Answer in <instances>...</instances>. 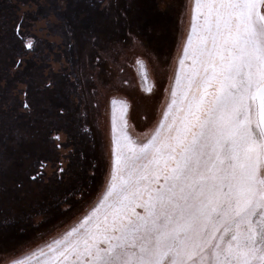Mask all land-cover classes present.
Masks as SVG:
<instances>
[{
    "label": "snow or ice",
    "instance_id": "1",
    "mask_svg": "<svg viewBox=\"0 0 264 264\" xmlns=\"http://www.w3.org/2000/svg\"><path fill=\"white\" fill-rule=\"evenodd\" d=\"M178 63L146 142L114 109L111 179L91 214L15 264H264V0H194Z\"/></svg>",
    "mask_w": 264,
    "mask_h": 264
},
{
    "label": "rangeland",
    "instance_id": "2",
    "mask_svg": "<svg viewBox=\"0 0 264 264\" xmlns=\"http://www.w3.org/2000/svg\"><path fill=\"white\" fill-rule=\"evenodd\" d=\"M25 1L26 3L22 4V9H28L29 2H31L30 0ZM53 1L63 4L64 7L61 9H35V16L41 17L37 20V27L35 26L38 39L39 41L44 38L53 40L58 37L52 32L47 35V29L40 28L42 18L60 17L68 20V38L65 47L67 50L69 49L68 52L70 51L69 54L72 58H68L69 55L59 54L55 57L52 55L53 60L48 61L52 67H44L42 72L34 73L39 78L35 81L39 86L35 91L38 94L36 100L42 104V99L45 96L43 88H50L48 84H54V81L61 82V86L68 90V94L74 99L77 98V94L84 93V98L91 107L90 113L93 114L90 122L94 132L90 138L95 144L94 154H96L99 166L98 173H96L98 175L93 186L88 188L83 185L81 192H73L74 195L64 201L61 200V197L53 199L54 205L50 207L45 197L38 194L42 197L37 203L38 206L35 205L33 209L24 211L20 200H18L19 202L6 203L9 192L2 193L0 197L3 199L4 205L9 204L11 207H6L11 209H13V205L17 206L20 211L16 215L0 214V264H15L19 260H30L33 254H35V258H40L39 252L41 250L46 252V245L61 238L73 227H78L84 221L85 216L91 214L92 209L103 198L111 179L114 109L121 103L127 106L126 131L135 142H146L150 138L163 119V112L171 101V88L174 84L175 74L179 71L178 61L191 31V6L194 4V0ZM19 13L21 12L19 11ZM2 16L0 14V18ZM11 28V33L14 34V25ZM93 36L95 39L92 38ZM4 43L5 38H0V47H4ZM41 45L38 46V50ZM28 55L30 62L25 64L22 71H27L29 66L33 68V62L38 61L36 59L38 56L34 51ZM16 60L15 56L13 61ZM10 66L14 68L13 62ZM78 66L80 67V81L83 84L82 89H75V86H79L77 81L79 78L74 75L63 73L66 78L61 77L62 70L66 67L67 70L70 68L76 73ZM50 69L57 72L58 79L48 73ZM27 76L29 79L25 78ZM20 80L15 81L17 83L15 90L19 110L26 111L23 107L25 99L28 104H31L32 99L25 93L28 92L31 95L32 90L27 86V83L32 79L30 75H24L20 77ZM56 85L57 83L52 85L51 94L54 97ZM48 102L50 101L48 100ZM31 106L33 107V104ZM33 132L36 134L37 128H34ZM0 135L7 139L10 137L6 134ZM18 136L17 134L14 140L10 139L6 142L17 145L19 139L26 141L32 138ZM41 139L44 141L45 137H41ZM70 140L64 131L61 132L60 141L52 138L53 147L56 149H58L56 145L59 142L65 143V147L58 149L61 151L59 160L54 163L50 162L46 167V174L42 175L43 183H49V178L52 175L53 179L50 182L55 184L52 188L54 186L60 188L63 182H67V179L64 178L68 174L66 171L62 173L58 170L61 167L58 162L63 161V167L67 168L68 160L63 156L68 152V149L73 148L72 144L67 143ZM39 141L41 142V140ZM15 151L17 152L14 150L11 155L7 153L8 150L0 159V165H3L0 174L4 175L6 172L8 178L16 176L13 173L16 167L13 163ZM8 167L13 170L7 172L9 171ZM39 167V165L36 166V171ZM32 172H26V175L30 176ZM90 172L93 173V170ZM60 174L63 175V178ZM65 174L67 175L64 176ZM82 180L85 181V178ZM83 181L80 182L83 184ZM17 183H22V181L14 179L12 186L19 188H16L19 195L29 194L33 184H28L25 181L24 185L17 186ZM159 183L163 184L162 176ZM37 186L33 187L37 188ZM39 205L42 208H39ZM134 210L136 212L143 211L138 206Z\"/></svg>",
    "mask_w": 264,
    "mask_h": 264
},
{
    "label": "flooded vegetation",
    "instance_id": "3",
    "mask_svg": "<svg viewBox=\"0 0 264 264\" xmlns=\"http://www.w3.org/2000/svg\"><path fill=\"white\" fill-rule=\"evenodd\" d=\"M30 1L28 9H22V4L26 3L25 0H0V14L1 16L3 15L0 18V38H5V43L3 44L4 47H0V134L10 135L8 139L3 138L0 135V159H2L3 154L8 150L9 152L7 153L11 155L14 150H17V152L15 151L16 153H14L13 162L16 167L14 170L13 168L8 167L9 171H7L11 172L10 170L12 169L16 176L8 178L6 172L4 175L0 174V195L2 193L9 192L7 197L8 201H6V203L20 200L22 205L21 207L24 211L27 209H33L35 205L38 206L37 203L42 198L38 194H42L43 198L45 197V199L49 202L50 207L54 205L53 203L55 201H53V199L56 200L61 197V200H67V197L70 198L74 195L73 192H81L83 185H85L84 187L90 188L95 183L98 175L96 173H98L97 171L99 169L96 161L97 157L96 154H94L95 144L90 138L91 134L94 132L90 122L93 114L92 112L90 113L91 107L88 105L89 103L87 100H85L84 93H81L79 90L81 94H77V92L76 94L78 96L76 95L77 98L74 99L68 94V90L61 86V82L54 81V84L57 83L53 94L55 97L51 94V91H53L52 85L54 84L49 83L48 85L50 88H43L45 96L42 99V104H39L40 102L36 100V96L38 94H36L35 91L39 86L36 85L35 81L39 80V78L36 77L34 73L37 71L42 72L44 67L51 66L48 61L53 60V58L59 54L63 56L69 55L68 58L72 57L69 54L70 51L68 52L69 49L67 50L65 47L68 38V20L60 17L55 19L42 18L44 22L42 21V26H39H41L40 28L42 30L43 28L47 29V35L52 32L53 35L58 36L53 40L44 38V40L39 41L38 34L35 29L37 20L39 18L41 19V17L35 16V9H61L64 5H61V3L53 0ZM19 11L21 13H19ZM17 24H20L21 26L19 36L15 33H11V26L14 25L15 28ZM27 39L32 41L33 48L29 49L24 46ZM40 45L41 48L38 50V46L40 47ZM33 51L38 56V58L36 57L38 61L33 62V68L29 66L27 71H22L25 64L27 62L29 64L30 62L28 61L30 57L28 54ZM52 55H54V57ZM15 56L17 60L14 62L13 59H15ZM18 61L19 63H17ZM12 62L14 68H11L10 66ZM79 69L80 67L78 66L76 73H74L72 69L69 68L67 70L66 67V69L62 70V76L60 75L61 77H65L66 74H70L79 78V80H77L79 86H75V89L81 88V86L83 87L82 81H80L81 78L79 77ZM48 73L56 77V79L59 78L57 77V72H53L51 69ZM24 75H30V78L32 79L27 83V86L30 87L32 93L31 95L30 93L28 94V92L25 93L31 97L32 101L31 104H28L25 99L23 107L26 111H21L19 110V102L15 90L17 83L15 81H21L20 77ZM25 78L29 79L28 76ZM48 100L50 102H48ZM32 104L33 107L31 106ZM61 109H63V111H61ZM37 121L38 123H36ZM35 125H38V127H34ZM34 128H37L36 134H34V132L32 133ZM59 131H64L65 134L68 135V138L71 140L67 143L72 144L73 148L68 149V152L63 156V158L68 160L66 162V169L63 167V161L58 162L61 166L58 170L61 171L62 169V173L66 171L68 174L64 175H67L64 178L67 179V182L64 183L62 181L63 184L60 188L56 186L52 188V186L55 185L50 182L53 179L51 178L52 175L49 178V183H43L42 175L46 174L45 170L47 165L49 166L50 162L54 163L59 160L61 151L58 149L65 147V143L61 142L56 145L58 149L53 147L52 138L58 141L61 139V132ZM17 134L19 135L18 137L21 138L32 137L30 139L31 143H29V147L33 148L36 153H34L31 149L30 152L32 155H30V153L28 155L25 152L17 154L19 148L23 144L22 140L19 139L17 145L6 142L10 139L14 140V138L17 137ZM36 137H40L39 140H41L38 145H35L37 143L35 139ZM41 137H45L44 141H42ZM24 153L27 156V161H23L21 158ZM19 160L21 161L19 162ZM37 165L40 167L36 171L35 168ZM2 166L0 165V172ZM90 170H93V173L95 174L91 173ZM29 171L33 172L30 176H27L26 172ZM60 175L61 178H63V175ZM84 178L85 181L82 180ZM14 179L22 181V183H17V186L24 185V182L26 181L28 184L31 183L33 186L38 185L39 187L37 186V189L32 186L31 190H29V194L19 195V193L16 192V188H19L12 186ZM80 181H83V184ZM65 192H67V194H65ZM11 193L13 194L11 195ZM39 208H42V206ZM19 211L20 209L14 205L13 209L6 208L3 199L0 197V214L4 213L16 215Z\"/></svg>",
    "mask_w": 264,
    "mask_h": 264
},
{
    "label": "trees",
    "instance_id": "4",
    "mask_svg": "<svg viewBox=\"0 0 264 264\" xmlns=\"http://www.w3.org/2000/svg\"><path fill=\"white\" fill-rule=\"evenodd\" d=\"M36 123H38V121L36 122ZM34 127H38V125H35ZM36 139V141H37V143L35 144V145H38L39 144V139H40V137H36L35 138ZM22 140V142H23V144L21 145V147L19 148V151H18V153L17 154H20L21 152H25L26 154H28L29 155V153H30V155H32V153L30 152L31 151V149H32V151L34 152V149L33 148H31V147H29V143H31L30 142V140L28 139V140H26V141H23V139H21ZM34 145V146H35ZM33 146V147H34ZM40 147V146H39ZM39 147H38V150H39ZM23 154V156L21 157L22 159H23V161H27L28 159H27V156H26V154ZM34 153H36V152H34ZM1 190H3V189H1ZM68 198V197H67ZM62 201H64V200H62ZM6 206H10L9 204H6ZM5 206V207H6ZM11 207V206H10ZM13 207V206H12ZM7 208V207H6Z\"/></svg>",
    "mask_w": 264,
    "mask_h": 264
}]
</instances>
